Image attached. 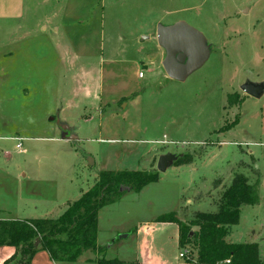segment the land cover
<instances>
[{
	"label": "rangeland",
	"instance_id": "1",
	"mask_svg": "<svg viewBox=\"0 0 264 264\" xmlns=\"http://www.w3.org/2000/svg\"><path fill=\"white\" fill-rule=\"evenodd\" d=\"M35 3L0 0V14L24 8L30 16L25 31H17L18 20L0 21V200L20 195L17 177L27 174L40 182H32L37 193L27 195L36 209L23 214L49 218V202L68 196L72 177H95L94 185L104 171L157 173L159 182L98 213L103 251L95 260L136 264L143 235L134 234L136 227L168 213L192 221L195 201L206 203L197 210L213 213L229 186L220 187L222 178L243 175L256 188L260 178L259 203L240 209L226 241L256 243L264 261V94L253 99L240 91L246 81L264 84V0H62L66 13L56 35L36 24L52 8ZM176 23L200 32L210 51L183 83L166 77L165 52L156 42L158 25ZM9 52L14 58L4 60ZM3 138L22 139L21 150ZM166 154L221 179L206 192L208 179L200 176L190 190L193 184L173 179L184 164L157 172ZM147 240L167 262L181 264L175 226H155ZM6 248L15 252H0V264L17 253L0 246Z\"/></svg>",
	"mask_w": 264,
	"mask_h": 264
},
{
	"label": "trees",
	"instance_id": "2",
	"mask_svg": "<svg viewBox=\"0 0 264 264\" xmlns=\"http://www.w3.org/2000/svg\"><path fill=\"white\" fill-rule=\"evenodd\" d=\"M183 156L173 165H186ZM187 162V163H186ZM158 181L157 173L146 171L100 172L93 187L79 200L68 205L57 219L0 220V246L17 249L5 264H31L41 250L52 262L73 263L83 253L101 254L97 246V217L101 209L115 204L126 193L138 194ZM259 203L256 187L243 175H234L218 200L213 213H195L193 220L182 222L175 213L161 215L157 224H175L178 245L201 264H264L258 245L233 244L226 241L232 227L239 224L240 209ZM196 228L193 231L192 228ZM94 264H122L117 259L99 258Z\"/></svg>",
	"mask_w": 264,
	"mask_h": 264
},
{
	"label": "crops",
	"instance_id": "3",
	"mask_svg": "<svg viewBox=\"0 0 264 264\" xmlns=\"http://www.w3.org/2000/svg\"><path fill=\"white\" fill-rule=\"evenodd\" d=\"M20 1H22V0H20ZM35 1H36L35 6L38 7L39 10H46L47 8H52V10H49V12L47 14H44L39 20H37L38 22L36 24L40 23L39 26L42 27L43 31H45V32L48 29L54 30V32H55L54 35L62 32V30L60 29V27H62V25H60V27H59L56 24L57 22L63 20L62 15H64L66 13L62 8L63 7V5L61 4L62 0H35ZM55 2L58 5L55 4L54 6H52V4H54ZM56 7H58V8H56ZM26 10L27 9H24V8L21 9L20 13L18 15H15V16L11 15V14H5V15L0 14V21L6 20V19H9V21H12V19L14 21L18 20V22H20V24L16 28L17 31L19 32V31L28 30L27 26L25 25V22L30 18V16L28 15V11H26ZM25 11L27 12L26 14H25ZM18 39H20V38L18 37ZM59 48H60V46H59ZM14 56H15V53H12V52L6 53L4 60L13 59ZM63 131L68 132L67 130H63ZM4 139H11L12 140L13 138H3V140ZM92 165H93V163H92ZM197 165L198 164H188V165L183 166L182 168H178V169L175 168V170L172 171L174 174L173 179H175V182H180L181 180L184 179L186 182H188V184H190V183L193 184L190 187V190H192L193 186H194V181L197 178H199L200 176H201L200 178H203L204 180H205V178H207L208 181L206 180L207 182L203 186L206 189L203 188V190L208 192L211 188V187L209 188L207 186L208 183L209 184L213 183V182L215 183L216 181H219L218 179H221V177H219L217 179H215V178L210 179L209 177L211 175L208 177H204V176L199 174V170L196 167ZM179 172H182L181 176L179 175ZM215 173L216 172H214V174ZM17 178H19V181H17L18 182L17 186L20 188L19 189L20 195H18V192H16L15 194H12L10 196L11 199H8L10 197L6 198L8 200H11V203L9 201L4 202V200L3 201L0 200V220L6 221V220H29V219H32V220H36V219H57L67 209L68 205L79 200L80 197L92 187L93 184H91V181L95 177L91 181H86V182L81 181V179H77V178L72 177L69 180L68 196L63 197V196L58 195L57 197L56 196L54 197V200L52 202L51 201L49 202L50 205L48 206L47 210L52 211L54 209L53 214H51L54 216H48L49 218H34L32 216H29V217L24 216L23 213H27V212L30 213L31 210L36 209V207H34L33 204L31 202H29V199H27V197H28L27 195H28V193H31V194L37 193V192L35 193V191L37 190V187L35 185H37V183H32V182H40V181L33 179V178H30V177L27 178V174H23V173L21 175H19ZM17 178H16V180H17ZM162 178L163 177H159L157 182H159ZM31 179L33 181H31V182L27 181V180H31ZM232 179L229 178L226 180V179L222 178L221 180H223V181H221V183L219 182L221 184L220 187L221 186L223 187L225 182H226V185L228 186L231 183ZM261 185H262V182H260V178H259V181L257 182V188H256L257 192H258V196H259V191H260ZM188 191H189V189H188ZM190 193H191V191H190ZM1 196L2 195H0V199H2ZM12 198H15L16 200L13 201ZM195 202H196L195 204H191V205L195 206L193 208H195L194 210L196 211V213L201 212V211L197 210V208H199V206H201L202 204H206V203H199L197 201H195ZM32 206L34 207V209ZM41 207H43V206H41ZM44 208L46 209V207H44ZM44 208H41L40 211L44 210ZM241 209H243V207H241ZM201 213H205V212H201ZM155 226H161V227H163V226H175V228H176V239H177V243H178V228L175 224H157V223L153 222L151 224V226H147V225L143 224V225L136 227L134 234L136 236L143 234L142 237L140 239H138V241L136 243V255H135V260H134L136 264H170L165 259H163L162 255L159 252H156V250H154L152 244H150V242L147 240V238L149 236H151V233L155 230ZM97 240H98V217H97L96 244H97ZM111 246L113 247L114 244ZM180 251H181V249H180ZM0 252H1V254L4 255V257H6V255H8V256L13 255V253L15 252V249L6 248V249H1ZM94 261H95L94 253L85 252L73 263H64V262L55 263L49 259L46 252L39 250L35 254V256L33 257L31 264H94ZM120 262H122V264H124V261H120ZM181 264H183V263L181 262Z\"/></svg>",
	"mask_w": 264,
	"mask_h": 264
},
{
	"label": "water",
	"instance_id": "4",
	"mask_svg": "<svg viewBox=\"0 0 264 264\" xmlns=\"http://www.w3.org/2000/svg\"><path fill=\"white\" fill-rule=\"evenodd\" d=\"M156 42L165 52L161 63L164 73L174 82L183 83L192 73L203 67L210 56L203 35L185 23L158 25ZM240 91L247 97L260 99L264 94V84L246 81L240 86ZM176 160L177 158L170 154L160 156L156 166L157 172L165 173ZM89 165H92V161ZM120 238L124 239L126 236Z\"/></svg>",
	"mask_w": 264,
	"mask_h": 264
},
{
	"label": "built area",
	"instance_id": "5",
	"mask_svg": "<svg viewBox=\"0 0 264 264\" xmlns=\"http://www.w3.org/2000/svg\"><path fill=\"white\" fill-rule=\"evenodd\" d=\"M16 142V150H21L22 148V139L14 138L12 139ZM178 258L182 261L183 264H201L195 261L193 258L189 256V252L187 250H181L178 254ZM225 264H230L229 261H225Z\"/></svg>",
	"mask_w": 264,
	"mask_h": 264
}]
</instances>
